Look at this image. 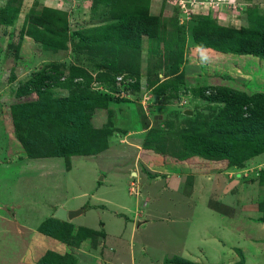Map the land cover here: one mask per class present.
<instances>
[{
  "label": "rangeland",
  "instance_id": "rangeland-1",
  "mask_svg": "<svg viewBox=\"0 0 264 264\" xmlns=\"http://www.w3.org/2000/svg\"><path fill=\"white\" fill-rule=\"evenodd\" d=\"M7 1L0 0V8ZM130 1L126 0L128 3ZM9 2L11 9L17 7L14 20L10 24H0V153L11 160L8 165L0 164V264H25L23 257L27 252L28 255L37 254L30 251L31 247L28 250L25 247L30 235L18 233L16 223L9 219L14 213L17 219L28 221L26 224H39L40 214L35 209L40 210L41 207L43 211L50 210L46 207L49 206L47 200L52 196L70 201L68 204L73 205L79 200L94 202V194L112 201L108 209H117L118 203L126 205L124 210L118 208L123 212L122 218L116 220L106 208L104 213L100 210L87 212L84 218H78L75 223L100 231L104 228L98 225V220L102 219L112 237L122 231L124 221L132 222L134 234L143 229L135 237L136 244L128 242V252L121 254L118 264H169L174 262L172 260H179L174 257L184 253L182 248L187 230L185 218L193 207L196 210L201 208L202 222L207 225L203 253L206 257L211 260L220 258V263L216 264H227L236 256L240 258V263L264 264V227L244 222L237 216L239 205H245L242 201L232 203L238 194L231 190L237 191V185L224 190V200L217 199L219 192L216 191L212 198L208 194V201H188L186 203L194 206L188 207L184 202L182 206H177L176 201H187L185 196L158 193L157 188L150 186L151 173L142 176L143 191L151 189L149 193L153 197L149 206L146 205L147 210L157 215L168 214L169 217L164 222L158 219L153 221V217L144 215L141 218L148 220L150 224L147 226L131 212L134 201L143 200L137 196V177L130 176V183L125 176V168L130 163L132 165L136 158V149H140L143 159L151 161L149 165L156 169L163 167V164L169 166L184 163L196 171L200 169V164L207 162L212 164L209 171L216 173L226 170V167H235L230 165L231 161L238 165L239 162L246 164L255 159L257 166L254 179L259 177L262 181L259 192L257 187H251L247 195L245 191L242 194L246 197L244 201L251 198L262 209L264 172L263 168L258 167L264 164V131H260L264 120L257 125L259 132L240 131L239 126L242 125L238 121V127L233 131L237 142L234 148L224 139L218 144L215 140L217 137L212 135V127L215 122L218 124L223 119L220 113H224L222 109L226 102L214 100V97L218 95V89L224 86L239 91L246 99L263 96L257 102H251L250 110H246L245 106L241 109L242 118L248 117V112L251 113L254 107L264 110L261 107L264 105V57L251 53L224 52L212 46H198L193 39L192 28L197 19L203 16H211L217 23L228 27L251 26L252 19L248 17L247 10H255L254 14L264 17V0H148V13L160 18L165 27L162 36H166V43L161 44L157 38L143 34L139 49L133 51L113 46L109 39L104 40L103 45H95V41L85 31L111 21L110 13L118 0ZM46 8L57 11V30L62 32L63 21L66 20L68 24L65 48H56L54 44L21 35L22 28L30 22L31 11L40 15ZM176 24L183 26L186 36L184 40L174 41L170 38L169 33H173L176 38L179 36L175 31ZM104 63L111 69L103 70V67L97 66ZM52 64L59 65V70L66 74L77 73L74 81L70 82L66 75L61 76L55 72L39 93L34 86L28 90L23 87L24 91L19 92L18 89L33 73ZM128 64L135 67L137 75L132 72L130 77L127 73L119 74L113 70L115 67H125L127 70ZM73 66L79 69L82 67L85 71L73 69ZM86 91L93 95L82 96ZM101 94L105 96L102 103L89 102L95 101ZM63 98L67 99L65 106L60 102ZM78 101L83 103L78 104ZM21 102L28 104L31 109L22 110L26 123L22 121L19 128L16 126L15 129L11 108ZM85 119L88 127L83 132L77 125L85 123ZM18 132L25 138L41 140L39 146L43 150L58 144L68 154L62 156L64 159L38 157L17 160L26 155L17 137ZM127 135L134 140L139 136L136 146L130 138H126ZM104 152H121L125 156L119 158V163L114 158L112 164H109L114 170L113 176L111 172L108 174L110 185L101 184L98 187V179L103 175L99 171L100 165L106 163L99 160V155ZM140 167L136 168L148 173L146 166ZM227 179L224 178V181ZM204 207H209V211L214 214L208 216ZM129 215L132 217L128 218ZM178 215L183 217L182 220L177 219ZM198 217H201L200 214ZM126 225L129 226L128 223ZM72 227L77 232L78 226ZM215 236L222 239L220 242L232 241L236 246L239 244L242 254L231 250L227 244H215L213 240H218ZM101 238L98 234L86 237L82 245H72L76 247L74 250H78L76 252L70 246L72 249L62 264H78V259H81L78 255L87 253L85 258H88V252L94 248L98 251L96 259L93 262L89 258L91 262L88 264H106L103 260L105 247L103 243L99 245ZM143 242L145 244L142 245ZM118 246L123 248L125 245ZM216 248L221 249L220 253L215 251ZM182 262L178 263L186 264Z\"/></svg>",
  "mask_w": 264,
  "mask_h": 264
},
{
  "label": "trees",
  "instance_id": "trees-1",
  "mask_svg": "<svg viewBox=\"0 0 264 264\" xmlns=\"http://www.w3.org/2000/svg\"><path fill=\"white\" fill-rule=\"evenodd\" d=\"M9 1L10 0H8L6 4L2 6V8H0V24H10L14 20L13 17L15 16L17 7L11 9ZM147 1L148 0H131L130 3H128L129 1L126 2V0H118V5L115 4L110 13V15L112 16V20L104 24L87 28L85 29L86 33L91 36L93 41H95V45H103L105 43L104 40L109 39L111 42H113V46L116 45L118 46V48L132 51L139 49L140 39L143 34L153 39L154 37L157 38L161 44L166 43V36H162L165 27L162 25L160 18L148 13L149 5ZM56 13L57 11L46 8L43 9L40 15H38L35 14L34 10H32L30 22L25 28H22L21 35H29L39 42H43L46 44L49 43L50 45L54 44L53 46L56 48H65L67 46L68 39V24L66 23V20L63 21L61 23L63 24L62 32L57 30V27L55 26L59 24L57 18L55 17ZM247 13L248 17L252 19V25L239 28L221 25L217 23L211 16H203L200 19H197L194 27L192 28V36L194 41L197 42L198 46H212L224 52L251 53L260 57H264V17L260 14H254L255 10H252L250 8L247 10ZM175 31L179 36L176 38L173 36V33H169L170 38L174 41L180 39L184 40L186 36L183 26L177 25ZM97 66L99 68L103 67V70L111 69L109 65L105 63L97 64ZM73 69H81L80 71H85L82 67H80L79 69L78 67L74 68L73 66ZM126 69L128 71L125 70V67H115V69L113 70H115V72L119 74L127 73L128 75H130V77L133 75L132 72L136 75L138 74L136 72L137 70L132 64H128L126 66ZM55 72H59L61 76L66 75L69 78L70 82H73L75 76H77V73L74 72H68L66 74L64 71L59 70V65L52 64L47 67H42L38 69L36 73H33L30 78L23 84L22 88L20 87L21 89H18L19 92L22 93L25 88L26 90H28L29 87L34 86L35 91L39 93L41 91V88H43L47 81L53 78L52 75ZM106 72L107 71L103 73ZM19 92L17 93L19 94ZM92 95L93 94L90 91L83 92L82 94V96L85 97H91ZM243 95L244 94H241L239 91L230 89L226 86L218 89V95H215L214 100H223L226 102L222 109L224 113H220L223 115V119H221L218 124L215 122L214 126L212 127V135L217 137L215 140L218 144L221 143L219 141H222L224 139V141L228 142L232 148L237 146L233 131L235 127H238V121L242 125L239 126V128L241 129L240 131L252 132L254 130L259 132V129L256 128L258 123L264 120V110L258 109L259 107H254L251 110V113L247 111L248 117L242 118L241 109H243V107L245 106L246 110L247 108H249L248 110H250L251 102H257L263 96H254L252 98L246 99V97ZM98 97V99L96 98L95 101L89 99V102H95L94 104L102 103L105 96L101 94ZM66 100V98L60 99L61 104L65 106L67 103ZM77 103L82 104L83 102L78 101ZM261 107L264 108V105H262ZM28 108L31 109L28 104L22 102L20 105L12 106L11 118L14 123L15 129L16 126L17 128H19L22 121L26 123V121L24 120V116L22 115V110L24 109V111H26V109ZM83 123H80L77 126L81 128L83 132H85L88 127L86 119L85 123ZM261 130L264 131V122L260 126V131ZM19 134L20 133L18 132L17 137L24 147L26 155L29 157L63 156L68 154V151H64L62 146L58 147V144L56 146H54L55 144H52L50 149L44 148L43 150L39 146L42 144L41 140L39 141L38 138H25ZM213 146L214 145L212 144V147ZM242 164L243 162H241V164L239 162L238 165L234 164V162L232 161L230 163V165H235L237 167L242 166ZM72 226L73 225H71L67 221H62L57 218H50L44 221L38 229L43 233L51 235L67 244L74 246L79 245V243L86 237H93L96 234H98V236L105 235L103 229L98 231V229H92L86 226H78L76 232L74 231ZM75 227L76 226H74V228ZM66 254L60 255L52 251H48L41 260L45 264L49 262H51V264H62V261L65 259ZM241 264L243 263L241 262Z\"/></svg>",
  "mask_w": 264,
  "mask_h": 264
},
{
  "label": "crops",
  "instance_id": "crops-1",
  "mask_svg": "<svg viewBox=\"0 0 264 264\" xmlns=\"http://www.w3.org/2000/svg\"><path fill=\"white\" fill-rule=\"evenodd\" d=\"M126 138H130L131 143H133V145H137V141L139 139L134 140L132 137H127ZM129 140V139H128ZM1 147V146H0ZM133 147V146H131ZM135 148V147H133ZM136 158H134V162L133 164L127 165V168H125V170H127V174L125 175L123 173L122 176H126V179H128V182H132V179L130 176H135L137 177V186L138 189V193L137 196H139V198L143 199L141 200H136L134 201V206H133V210L131 212H133L134 214H136L139 218H141L142 216H151L153 217V221H156L155 219H158L157 221H168L169 217L168 214H160L157 215L155 213H152V211L150 209L147 210L148 208V204L151 202V199L153 197H151L149 191H143L144 189V183L141 181L142 176H149L150 173V186L151 188H153V186L155 188H157L158 193L163 192V193H167L169 195H176L178 194L179 196L183 197L185 196V199L187 201H176L175 204L177 206H182V203L184 202L186 206H194V205H190L186 202L188 201H194L196 203V201H208L207 197L208 194L210 198H212L211 196L213 194L216 193V191H218L219 193L217 194V199L222 198V200H224V195H225V191L235 187L236 185L239 187V189L237 191H233L237 193V197L236 201H233L232 203L236 202L238 203L239 201H242V203H244L245 205H239V214L237 215L239 218H242V220L244 222H251V223H257V224H261L264 227V202L262 205V209L258 208V203L257 201H252L251 198L250 200L247 199V201H244V199L246 198L243 194L242 191L246 192L247 195V191L251 188V187H257V190L259 192V187H260V183L262 182L261 179L259 177H257L258 179L255 180L254 178H256V166L255 165V159L251 161H249L246 164H243L240 167H237L235 165V167H232L234 169H236L234 171V169L232 170V168H227L226 170L220 171V172H214V171H209V169L211 168L210 166L212 164H209L207 162H201L202 164H200L199 166V170L196 171H192V169H190L189 165L184 164V163H177V164H173V165H164L163 167H158L156 168H152V165H149V163L151 164V161H145L144 155L142 154L140 149H136ZM106 154V155H105ZM9 156V155H8ZM23 156V157H22ZM20 158L18 157L17 160H25L26 158H38V157H29V156H24L22 155ZM99 160L104 161L106 163H101L100 161H98L99 163H101L102 165H105L104 167H102V165H100V169L99 171L103 172V175L100 176V178L98 179L99 184L98 187L101 186V184L103 185H110V179L108 176V174L111 172V176H113L112 172L114 171L112 169V162L114 161L113 159H116V162L119 163V158L125 156L123 153L121 152H117V154H112V153H100L99 155ZM116 156V157H114ZM49 157H62V156H49ZM47 157V158H49ZM46 158V157H44ZM64 159V157H62ZM138 158V160H137ZM132 159V158H131ZM110 160V163H109ZM9 161H11L10 159H8V157H6L5 155L0 153V164H4V165H8ZM263 165V166H262ZM261 166H259L258 168H263V172H264V164H262ZM140 166H146V170H148V173L142 172V170H138ZM138 169H137V168ZM157 167V166H154ZM142 169V167H140ZM225 169V166H224ZM144 171V170H143ZM117 175V173L115 174ZM246 176L245 178H243V176ZM228 178L226 180V182L224 181V178ZM161 178H163L161 180ZM189 178V179H188ZM249 178H253V179H249ZM143 180V179H142ZM160 181V182H157ZM243 181V182H242ZM240 185V186H239ZM186 187L188 188L187 192H186ZM130 189V187H129ZM225 190V191H224ZM130 194H132V192L129 191ZM136 194V193H135ZM250 196V194H249ZM258 196V193L256 194V197ZM95 197V201L94 202H86V201H75L73 205L68 204V202L70 201H65V200H61V199H57L55 198V196H52L50 199H48V205L46 207V209H50V210H42V208L40 207V210L35 209L37 213H39V218H38V222L40 221L39 224H26V222L28 221H24L21 219H17L16 216L17 214L14 213L13 217H15V219L11 216L9 219L11 221H14L16 223L17 226V230L18 233H20L21 235H30L29 237L31 238H27V242L25 247L28 250L29 247H31L30 251H33L37 254L34 255H28V252L26 253V255H24V260H26L25 264H45L44 262H42V258L43 256L48 252V251H52L54 253L60 254V255H64L66 253L69 252L70 249L73 250V252L78 251L77 249L74 250V246L67 244L63 241H61L58 238H55L51 235H48L46 233L41 232L38 228L39 226L46 220L50 219V218H54L53 214L55 213V211L59 208V207H63L67 210H73V209H79V208H83L84 211L79 214L78 216H76L75 218L68 220L67 222H69L70 224H72L73 226H86L83 224H78L75 223V220L82 219L84 218V214H86L87 212L90 211H102L104 213L105 209H108V205L110 203H112V201L107 200L104 196L101 195H97L94 194ZM200 197V199H199ZM255 197V198H256ZM210 200V199H209ZM79 202V203H77ZM142 205V206H141ZM146 205H148L146 207ZM118 208H122L124 210V207H126V205L118 203L117 204ZM128 207V206H127ZM115 209V210H110L112 216H114V218L116 220H119L120 218H122V213L120 210ZM206 210V212H208V216H211L212 211L209 207L205 208L204 207V211ZM252 210V211H250ZM139 213H138V212ZM153 211H156L155 209ZM137 212V213H136ZM33 214V212H32ZM120 214V215H117ZM200 214L201 217H198V215ZM42 215V216H41ZM233 215V214H232ZM100 217V216H99ZM132 216L129 215L128 218H131ZM187 218H185V224L187 226V230L185 233V241L183 244V248L182 251H184V253H182L179 256H171L174 258H178L179 260H172L174 262H170L169 264H180L178 262H182V263H186V264H216V263H220L221 259L220 258H215V259H210L208 257H206L203 253H204V249H205V242L207 237L205 236L204 233L207 232V225L203 222V218H202V213H201V208L199 210H196L195 207H193L192 209H189V212L186 216ZM181 218V219H180ZM182 216L178 215L177 219L178 220H182ZM176 219V218H175ZM177 219L175 221H177ZM140 222L144 223V225H149L150 223L148 222V220L146 219H138ZM143 220V221H142ZM174 221V222H175ZM21 222V223H20ZM179 222V221H178ZM98 225H102V227L104 228V233L105 235L102 236L101 240L102 242L99 243V245L101 246L102 243L104 245V256H105V262L106 264H118V259L120 260L121 254H126L128 252V248L130 247V245L128 244V242L132 243L133 245L136 244L135 241V237L136 235L142 231L140 230L138 233L133 232V224H131L132 222H126L124 221V226L122 228L121 232H117L116 234H114V236L112 237L110 235V233L108 232V230L106 229V223L104 222V220L99 219L98 220ZM129 224L125 226V224ZM146 223V224H145ZM88 227V226H87ZM245 227H247V223H245ZM22 228V229H21ZM92 228V227H89ZM92 229H97V228H92ZM210 229V228H209ZM127 230V232H125ZM125 233H128V235H126ZM196 233V235H195ZM31 234L33 235V237L31 236ZM36 234V235H35ZM35 235V236H34ZM217 238V236H215ZM113 239V240H112ZM192 239V240H190ZM218 240H213L215 242V244H227L228 248H230L231 250L233 249L235 252H238L239 255L242 254V248L240 247V245L238 244L237 246L235 244H233L234 242L232 241H226V242H220L222 239L221 238H217ZM84 239L80 242V245H82L83 243H85ZM121 243H120V242ZM82 243V244H81ZM120 244H124L125 246L123 248H120L118 245ZM145 244V242L142 243V245ZM129 245V246H128ZM141 245V244H140ZM72 248H71V247ZM98 246V245H97ZM128 247V248H127ZM140 247V246H139ZM99 249V247H97V250ZM221 249H217L216 248V252L220 253ZM91 252H88V258H85V256L87 255V253H82L81 255H78L79 258L78 259V264L79 263H84V264H88L91 261L89 260V258L94 262V260L96 259L97 256V252L96 249L94 248V250H90ZM93 253V254H92ZM107 253V254H106ZM188 253V254H186ZM82 256V257H81ZM107 259V260H106ZM243 260V258H242ZM240 258H238V256H236V258L233 261H228L227 264H241L240 263ZM104 262V261H103ZM243 264H246L245 261L242 262ZM47 264H51V262L47 263Z\"/></svg>",
  "mask_w": 264,
  "mask_h": 264
},
{
  "label": "water",
  "instance_id": "water-1",
  "mask_svg": "<svg viewBox=\"0 0 264 264\" xmlns=\"http://www.w3.org/2000/svg\"><path fill=\"white\" fill-rule=\"evenodd\" d=\"M188 114H189V111H188ZM83 211H84L83 208L67 210L63 207H59L53 214V217L59 220H62V221H68V220L75 218L76 216L81 214Z\"/></svg>",
  "mask_w": 264,
  "mask_h": 264
},
{
  "label": "built area",
  "instance_id": "built-area-1",
  "mask_svg": "<svg viewBox=\"0 0 264 264\" xmlns=\"http://www.w3.org/2000/svg\"><path fill=\"white\" fill-rule=\"evenodd\" d=\"M122 78H123V77H122ZM118 79H119V80H122L121 77H118ZM119 80H118V81H119Z\"/></svg>",
  "mask_w": 264,
  "mask_h": 264
}]
</instances>
